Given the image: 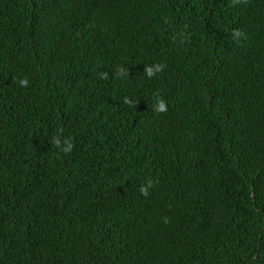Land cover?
I'll return each instance as SVG.
<instances>
[{
  "label": "trees",
  "instance_id": "16d2710c",
  "mask_svg": "<svg viewBox=\"0 0 264 264\" xmlns=\"http://www.w3.org/2000/svg\"><path fill=\"white\" fill-rule=\"evenodd\" d=\"M0 264H264V0H0Z\"/></svg>",
  "mask_w": 264,
  "mask_h": 264
},
{
  "label": "clouds",
  "instance_id": "9594fccd",
  "mask_svg": "<svg viewBox=\"0 0 264 264\" xmlns=\"http://www.w3.org/2000/svg\"><path fill=\"white\" fill-rule=\"evenodd\" d=\"M244 35L245 33L241 30H234L233 32V38L237 41H240L244 37ZM164 68H165V65L156 63L154 65L145 66L144 72L146 73L148 78H152L156 75V73L163 72ZM126 74H127V70L125 69L119 70V75L124 76ZM101 78L106 79L107 73L102 74ZM18 84L22 88L27 87L29 84V80L27 77L23 79H19ZM124 103L131 106L133 105L134 101L126 96L124 97ZM153 109L157 113H164L168 110V103L163 98H160L159 96H157V98L155 99V103L153 105ZM54 143L57 147H59L62 142L60 139L55 138ZM72 148H73V144L71 141H64L63 151L66 154L71 152ZM152 187H153V183L151 180H149L146 185H141L139 191L143 196L147 197L149 195V189Z\"/></svg>",
  "mask_w": 264,
  "mask_h": 264
}]
</instances>
